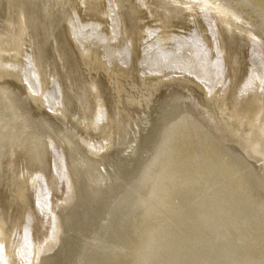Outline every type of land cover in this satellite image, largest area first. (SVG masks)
Masks as SVG:
<instances>
[{
  "label": "bare ground",
  "instance_id": "bare-ground-1",
  "mask_svg": "<svg viewBox=\"0 0 264 264\" xmlns=\"http://www.w3.org/2000/svg\"><path fill=\"white\" fill-rule=\"evenodd\" d=\"M0 264H264V0H0Z\"/></svg>",
  "mask_w": 264,
  "mask_h": 264
},
{
  "label": "rangeland",
  "instance_id": "rangeland-1",
  "mask_svg": "<svg viewBox=\"0 0 264 264\" xmlns=\"http://www.w3.org/2000/svg\"><path fill=\"white\" fill-rule=\"evenodd\" d=\"M43 23H44L43 21L40 22V21L38 20V24H39L38 27H39V29H40L41 32H42V30L45 31L44 28H43ZM39 156H40V155H39ZM40 158H41V156H40Z\"/></svg>",
  "mask_w": 264,
  "mask_h": 264
}]
</instances>
